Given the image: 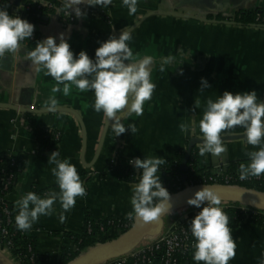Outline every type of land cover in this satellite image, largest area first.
Segmentation results:
<instances>
[{"label": "crops", "instance_id": "crops-1", "mask_svg": "<svg viewBox=\"0 0 264 264\" xmlns=\"http://www.w3.org/2000/svg\"><path fill=\"white\" fill-rule=\"evenodd\" d=\"M27 1L9 8L18 16ZM64 7L63 0H55ZM22 7H19L21 6ZM86 16L72 22H63L58 11H48L34 24L36 42L48 36L64 34L70 50L78 54L85 51L94 58L98 42L110 35L118 36L120 30L130 31L129 46L137 58L153 57L152 81L156 88L152 99L144 104L143 114H133L125 120L134 122L137 132L115 136L111 121L103 113L93 110L92 91L81 92L72 86L68 96L63 92L53 94L55 80L37 72L36 66L27 60L6 56L0 61V159L6 154H15L23 162L14 187L8 195L17 214L16 201L34 189L59 191L51 174L52 164H47L46 153L35 154L38 148L32 126L52 128L60 135L58 158H68L86 188L84 197H77L75 206L67 213L64 223L59 221L62 211L59 202L54 204L55 214L40 216L28 230L36 238L35 249L44 255L43 264H57L63 248H75L69 234L80 235L84 230L85 215L94 220L116 218L127 221L131 185L134 182L102 176L110 159L115 155L131 160L149 156L173 158L177 149L192 138H203L199 129L207 98L215 99L224 91L232 93L255 90L258 99L264 101V26L241 25L231 19L239 10L263 8L264 0H138L137 12L128 14L121 0H113L104 10L99 6L79 5ZM221 15L223 19L207 16ZM215 21V22H214ZM218 21V22H216ZM59 43V39H56ZM35 44H24L23 56ZM181 50L184 56L180 55ZM172 55L179 65L166 66L159 71L161 57ZM190 55V56H189ZM185 57V59H184ZM201 78L211 86L199 92ZM62 88V86H61ZM58 101L57 112H48L44 104L49 96ZM195 101L199 106H195ZM191 123L188 133H181L180 123ZM225 152L220 157L201 156L202 165L217 171L224 161L248 162L246 152L258 146L246 143L244 130L234 128L221 133ZM202 144L196 145L197 150ZM239 165L234 172H239ZM264 175V174H263ZM166 178L160 173V179ZM203 206V205H202ZM199 208L182 205L164 218L159 233L145 237L135 249H142L168 234L184 218H193ZM236 241V256L229 264H259L264 252V224H256L250 216L237 226H232ZM193 251L190 259H192ZM15 264L18 260L10 258ZM194 262V261H193ZM196 264V262H194ZM203 264V262H200Z\"/></svg>", "mask_w": 264, "mask_h": 264}, {"label": "clouds", "instance_id": "clouds-1", "mask_svg": "<svg viewBox=\"0 0 264 264\" xmlns=\"http://www.w3.org/2000/svg\"><path fill=\"white\" fill-rule=\"evenodd\" d=\"M112 2L113 0H63L67 13L71 9L77 18L86 16L79 7L81 4L99 6L104 10ZM121 3L128 9L129 15L137 12L138 0H121ZM34 27L28 20L15 14L10 15L6 7H0V61L6 56L27 60L36 66L37 72L43 71L55 80L56 84L51 88L53 94L62 91L64 96H68L72 86L81 92L92 91L93 110L102 112L106 120L111 121L115 136L121 135L126 129L131 134L137 132L134 122H128L125 126L124 121L133 114H143L144 104L152 99L156 84L151 75L153 57L134 56L129 46L131 32L120 30L118 36L110 35L107 40L98 42L94 58H90L83 50L74 56L63 33H59L58 37L48 36L37 41L34 48L21 56L20 50L24 42L32 36ZM57 38L59 43L56 42ZM180 55L184 56L182 50ZM179 64L172 55L161 57L159 71L164 72L166 66ZM209 87L211 86L207 80L201 78L199 92ZM194 103L196 107L199 106L198 101ZM44 109L57 112L58 101L54 95L48 97ZM262 117L264 101L258 99L255 90L236 93L224 91L215 99L207 98L199 121V129L203 134L199 155L211 154L220 157L225 152L221 133L237 127L242 128L246 143L258 147L255 151L246 152L249 159L246 164L239 165L240 178L247 179L249 176L264 174ZM192 128L191 123L179 124L181 133H188ZM58 156L57 151L51 152L47 164L54 165L51 174L59 191L49 189L42 196L31 191L23 194L15 202V226L18 230H30L40 216L55 214L54 204L57 202L62 209L59 221L64 223L65 213L75 206L76 198L86 195V188L75 165L68 158L61 160ZM165 163L162 157L155 155L129 160V164L136 171L140 170L138 182L131 185L132 210L127 213L130 221L156 223L165 214H171V196L160 179V169ZM187 204L200 209L188 223V230L194 238L192 260L196 264H229L236 256V241L232 237L230 218L223 210L221 196L213 187L203 184L187 199ZM259 264H264V252L261 253Z\"/></svg>", "mask_w": 264, "mask_h": 264}, {"label": "trees", "instance_id": "trees-1", "mask_svg": "<svg viewBox=\"0 0 264 264\" xmlns=\"http://www.w3.org/2000/svg\"><path fill=\"white\" fill-rule=\"evenodd\" d=\"M56 2V1H55ZM58 5L59 3L56 2ZM0 7H6L7 11L11 15L9 7H7V0H0ZM47 9L44 7H37V5L31 1H27L25 6L21 8L18 16L22 19L28 20L33 25L35 22L45 15ZM257 17L259 20H256ZM209 19L221 20L223 17L221 15L207 16ZM231 19L241 25H261L264 26V9L254 8V9H243L237 11ZM35 33V31H34ZM36 35L34 40L27 41V44L36 43ZM32 133L38 142V148L34 151L35 154H43L47 151L56 150L58 148V142L60 135L57 131L52 128H47L43 126H32ZM189 141H186L185 146L179 148L174 153V157L167 159L166 163L161 166L160 173H163L166 178L161 179L162 185L169 191L170 194L176 193L183 189L184 182L181 181L180 164L185 156L186 148ZM0 161L2 162L0 168V174L11 173L12 183L10 184L8 190L4 191L2 185L0 184V228L4 227L7 230L6 236L2 237V241L9 242L10 247L7 250V256L9 258L15 257L18 260V264H43L46 260L44 255L39 254L35 249L36 238L28 230L21 231L15 226V214L12 202L8 199L7 193H9L15 185L20 172L23 168V162L14 155H4ZM241 160L230 161L227 167H223V173L231 177L229 184L251 189L257 192L264 193V175L259 176H249L247 179H241L239 172L235 173V169L238 167ZM186 173V181L196 180L200 176L211 175L212 169L202 165L199 151L196 146L192 148L191 153L186 162V168L184 170ZM112 176L118 180L127 182H138V175L135 173V169L127 158L115 155L112 162H109L108 166L102 172V176ZM219 183H223L219 181ZM38 195H43L46 189L42 190H32ZM7 197V198H6ZM223 210L230 218V225L237 226L241 223L246 216H250L252 221L256 224H264V211L259 209L247 207L238 202H222ZM6 206L9 213L5 215L1 212V207ZM9 219L7 222L6 219ZM132 223H130L131 226ZM124 221L116 218H108L105 220H94L88 214L85 215L84 230L80 235L69 234L75 243V248H63L60 251V256L57 264H67L69 261L76 258L79 254L85 252L92 246L97 244H103L107 241L119 237L126 231L124 228ZM187 231L188 241L193 238L190 231L188 230V223H183L182 225ZM164 244L160 243L158 248H153L151 251H145V254L149 258H153L157 264L162 262V255L164 254ZM177 259V264H191L190 258L187 251L180 249L175 253Z\"/></svg>", "mask_w": 264, "mask_h": 264}, {"label": "water", "instance_id": "water-1", "mask_svg": "<svg viewBox=\"0 0 264 264\" xmlns=\"http://www.w3.org/2000/svg\"><path fill=\"white\" fill-rule=\"evenodd\" d=\"M19 0H15V5H18ZM46 19V17H42ZM215 22V21H214ZM218 22V21H216ZM264 119V117H262ZM244 136V135H242ZM223 140H228V137H222ZM203 138L190 139L185 156L180 164L181 181H186V168L187 159L191 153L193 147L198 144H202ZM55 150H52L53 152ZM58 152V151H57ZM51 153H46L49 156ZM227 161H224L223 167H227ZM213 187L222 198V202H238L247 207L259 209L264 211V193L257 192L244 187L230 185V184H204ZM203 185H194L184 187L176 193L170 194L172 209L187 204V199L190 198L195 191L199 190ZM165 214L161 217L159 222L156 223H135L132 222L131 226L119 237L107 241L103 244H97L92 246L85 252L79 254L76 258L69 261L67 264H102L108 260L122 256L128 252L133 251L145 237L157 234L161 231L163 226ZM0 264H15L6 254L0 252Z\"/></svg>", "mask_w": 264, "mask_h": 264}, {"label": "built area", "instance_id": "built-area-1", "mask_svg": "<svg viewBox=\"0 0 264 264\" xmlns=\"http://www.w3.org/2000/svg\"><path fill=\"white\" fill-rule=\"evenodd\" d=\"M31 2L35 3L37 7H44L48 11H58L59 15H61V18L63 22H72L74 20V16L70 12V10L67 13V10L62 7L60 4L58 5L55 0H30ZM13 5V0H7V7H11ZM256 20H259L257 17ZM264 21V19H262ZM261 25V22L260 24ZM35 33L33 32L32 36L29 38V41L34 40ZM24 44H27L25 41ZM8 155H14L9 153ZM113 158L110 159V162H112ZM2 162L0 161V168H1ZM140 170H135L136 175ZM236 173V172H235ZM12 174H0V184L2 185V189L4 191L8 190L10 184L12 183ZM231 177L227 174L223 173V167H220L217 171H212L211 175L208 176H200L196 182L193 180H188L184 182V187L194 186V185H203V184H229ZM219 181H222L223 183H219ZM231 185V184H230ZM183 187V188H184ZM10 193V192H9ZM7 193V197L9 195ZM6 197V198H7ZM1 212L5 215H8L9 211L6 206L1 207ZM192 218H184L181 221H179L173 229L163 236L162 238L154 241L151 245L142 248V249H134L131 252H128L122 256H119L117 258L108 260L102 264H157L153 258H149L145 251H151L153 248L157 249L160 243L164 244V254L162 255V262L160 264H177V259L175 257V253L179 251L180 249H183L187 251L188 256L190 258L191 252L193 250V239L191 238L188 241L187 237V231L182 226L183 223H189ZM6 221L8 222L9 219L7 218ZM123 221V220H122ZM124 228L126 230L130 227V223L127 221H124ZM7 230L4 227L0 228V252L7 254L8 247H10L9 242L2 241V237L6 236ZM191 264H195L192 259H190Z\"/></svg>", "mask_w": 264, "mask_h": 264}]
</instances>
